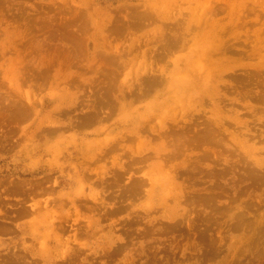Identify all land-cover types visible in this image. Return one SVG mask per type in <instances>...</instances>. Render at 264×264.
Returning <instances> with one entry per match:
<instances>
[{"label":"rangeland","instance_id":"1","mask_svg":"<svg viewBox=\"0 0 264 264\" xmlns=\"http://www.w3.org/2000/svg\"><path fill=\"white\" fill-rule=\"evenodd\" d=\"M0 264H264V0H0Z\"/></svg>","mask_w":264,"mask_h":264}]
</instances>
